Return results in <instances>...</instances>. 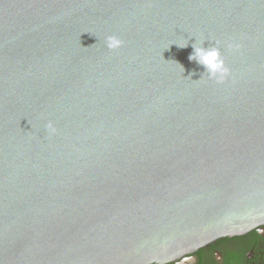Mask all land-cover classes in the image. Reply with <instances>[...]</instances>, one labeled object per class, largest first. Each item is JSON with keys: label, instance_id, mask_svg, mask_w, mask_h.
Returning <instances> with one entry per match:
<instances>
[{"label": "water", "instance_id": "1", "mask_svg": "<svg viewBox=\"0 0 264 264\" xmlns=\"http://www.w3.org/2000/svg\"><path fill=\"white\" fill-rule=\"evenodd\" d=\"M263 223L264 0H0V264L166 262Z\"/></svg>", "mask_w": 264, "mask_h": 264}, {"label": "flooded vegetation", "instance_id": "2", "mask_svg": "<svg viewBox=\"0 0 264 264\" xmlns=\"http://www.w3.org/2000/svg\"><path fill=\"white\" fill-rule=\"evenodd\" d=\"M153 264H264V223L243 234L220 237L173 260Z\"/></svg>", "mask_w": 264, "mask_h": 264}, {"label": "clouds", "instance_id": "3", "mask_svg": "<svg viewBox=\"0 0 264 264\" xmlns=\"http://www.w3.org/2000/svg\"><path fill=\"white\" fill-rule=\"evenodd\" d=\"M123 41L115 36L107 38V47L115 50L121 47ZM183 45L180 47H186ZM236 47H239L238 45ZM189 60H194L198 64L204 66L207 70L210 79H215L217 83H222L229 75V69L225 66L224 59L221 56L220 50L217 47H204L203 45L197 46L193 44V53L190 54ZM48 130L50 133H55V127L49 123Z\"/></svg>", "mask_w": 264, "mask_h": 264}]
</instances>
